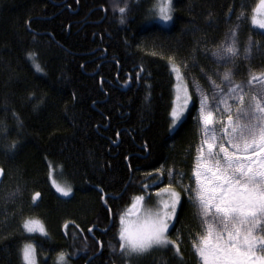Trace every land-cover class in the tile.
Returning <instances> with one entry per match:
<instances>
[{"label":"trees","instance_id":"obj_1","mask_svg":"<svg viewBox=\"0 0 264 264\" xmlns=\"http://www.w3.org/2000/svg\"><path fill=\"white\" fill-rule=\"evenodd\" d=\"M257 2L174 0L173 22L163 26L148 12L154 0H128L131 10L123 24L115 6L123 7L125 0H0V125L7 132L0 131V264H23L24 243L37 246V264H54L62 251L70 264H90L93 254L91 264L193 263L185 234L196 227L189 204L178 210L181 223L175 224L182 229V262L167 249L122 258L107 245L118 247L117 208L140 194L144 174L161 165L190 174L198 139L194 82L203 83L204 73L217 65L212 50L230 26L239 25V43L251 38L259 46L234 67L229 64L234 78L264 71V31L250 22ZM241 11L244 17L237 21ZM173 65L196 101L175 134L168 131ZM12 141L16 147L9 150ZM50 166L72 185L71 197L52 186ZM126 185L128 194L116 201ZM17 186L19 195L9 199ZM26 216L42 220L48 236L26 233ZM170 233L176 238L173 229Z\"/></svg>","mask_w":264,"mask_h":264},{"label":"snow or ice","instance_id":"obj_2","mask_svg":"<svg viewBox=\"0 0 264 264\" xmlns=\"http://www.w3.org/2000/svg\"><path fill=\"white\" fill-rule=\"evenodd\" d=\"M115 7L120 13L119 22L125 23L127 12L131 10L128 0L123 7ZM173 11V0H155L148 9L165 23L172 21ZM229 13H232L231 8ZM243 17L241 11L236 19L239 21ZM250 22L264 29V0H258L252 9ZM238 26H230L225 39L212 50L217 64L214 69L216 79L204 73L208 90L194 82V91L198 94L195 121L199 141L190 174L174 165H161L144 174L139 184L140 194L130 195L131 203L123 210L117 208L118 226L114 222L113 228L119 243L117 247L108 242L111 253L118 251L122 258L141 257L167 249L182 262V229L175 228V224L181 223L178 210L190 204L194 209L196 227L187 228L185 234L198 264H264V71H249L246 80L236 81L233 68L227 67L229 64L234 67L241 55L237 46ZM252 43L249 38L243 49L245 58ZM28 56L35 63L34 54L28 53ZM221 65L225 66L222 72ZM36 67L42 70L39 65ZM172 71L178 82L174 85L168 131L175 134L189 112V105L196 101L188 82L182 79L179 66L173 65ZM13 115L19 122L18 116ZM0 131L7 135L2 125ZM15 147V141L8 145L9 150ZM3 174L4 169L0 167V176ZM49 178L63 197L71 195L70 186L61 185L53 178L51 166ZM186 178L188 182H185ZM127 189L126 185L115 200L123 199L128 194ZM19 193L17 186L15 191L8 193V198L15 199ZM39 195L38 192L33 195V202ZM22 228L29 234L48 236L44 222L36 217H24ZM170 229L176 239L170 235ZM88 232L91 233L92 228ZM72 238L76 239L75 233ZM86 241L85 237V250L88 249ZM103 248L104 244L100 242V249ZM20 255L23 264H37L34 244L24 243ZM94 259L95 254L89 258L90 264ZM54 264H70L69 254L58 253Z\"/></svg>","mask_w":264,"mask_h":264},{"label":"rangeland","instance_id":"obj_3","mask_svg":"<svg viewBox=\"0 0 264 264\" xmlns=\"http://www.w3.org/2000/svg\"><path fill=\"white\" fill-rule=\"evenodd\" d=\"M174 1V0H173ZM154 3H155V0H154ZM258 3V2H257ZM256 6V5H255ZM173 17H174V12H173ZM152 20L153 21H155V22H158L159 24H161V25H163V26H169V25H171L172 24V22H173V19H172V21H169V22H162V21H160L158 18H155L154 16L152 17ZM256 27V26H255ZM256 28H258L259 30H261V31H264V29H260L259 27H256ZM253 43H252V45H251V49H250V51H249V53H248V55H247V57L248 56H251V55H253L258 49H259V46H258V44H256L254 41H252ZM248 44V43H247ZM246 44V45H247ZM246 45H244V44H241V43H239V41L237 40V46H238V48L240 49V52H241V55L240 56H243L244 57V54H243V49H244V47L246 46ZM214 59V58H213ZM220 67V71L222 72L223 71V69H224V67L225 66H223V65H221V66H219ZM227 67H230L229 65H227ZM217 68V65L212 69V70H210V72L208 73L209 75H213V78L214 79H216V77H215V75H214V69H216ZM231 68V67H230ZM181 71V70H180ZM175 77H176V73H175ZM176 79V78H175ZM182 79H184V77L182 76ZM235 79V78H234ZM236 80V79H235ZM236 81H240V80H236ZM242 81V80H241ZM178 81L176 80V83H177ZM217 82L219 83V80H217ZM200 85H202L203 87H204V89L207 91L208 90V84H207V81H206V79H205V81L203 82V83H199ZM196 94V98H197V102H198V94L197 93H195ZM191 105V104H190ZM190 105H189V108H190ZM197 109H198V104H197ZM197 109H196V115H197ZM187 114V113H186ZM185 114V115H186ZM185 117V116H184ZM198 141H199V136H198V139H197V143H198ZM52 176H53V178L57 181V183H59V184H61V185H66V186H70L71 188H72V185L67 181V180H65V179H62V178H60L59 176H57V174H56V171L53 169V171H52ZM1 177L2 176H0V179H1ZM186 181H187V179H186ZM188 182V181H187ZM56 190V189H55ZM60 194V193H59ZM61 195V194H60ZM73 195V189H72V193H71V195L70 196H68V197H64V198H69V197H71ZM62 196V195H61ZM63 197V196H62ZM131 203V202H130ZM129 203V204H130ZM190 205V204H189ZM190 207H191V205H190ZM192 215L194 216V209H193V207H192ZM195 219V218H194ZM171 230V229H170ZM170 235H171V233H170ZM172 236V235H171ZM172 238L173 239H176V238H174L173 236H172ZM189 242V241H188ZM32 244H34V243H32ZM37 246L35 245V248H36ZM190 248H191V245H190ZM161 250H165V249H161ZM118 252V251H117ZM155 251H153V252H151L150 254H147V255H144V256H141L142 258L143 257H150L153 253H154ZM191 252L193 253V251H192V249H191ZM192 256H193V263L192 264H198V261H197V258L195 257V255H194V253L192 254ZM36 262H37V250H36ZM167 263H169L168 261H167Z\"/></svg>","mask_w":264,"mask_h":264},{"label":"water","instance_id":"obj_4","mask_svg":"<svg viewBox=\"0 0 264 264\" xmlns=\"http://www.w3.org/2000/svg\"><path fill=\"white\" fill-rule=\"evenodd\" d=\"M125 88L127 87L126 85L124 86ZM101 192H102V194H103V199H102V201H103V203H104V205L106 206V207H108V205L107 204H105V200L107 199V195L106 194H104V192H103V190L101 189V188H98ZM113 221V219L111 218V222ZM101 250V249H100Z\"/></svg>","mask_w":264,"mask_h":264}]
</instances>
